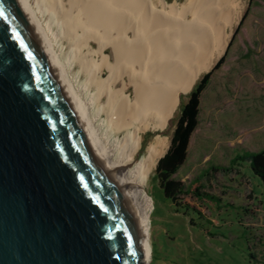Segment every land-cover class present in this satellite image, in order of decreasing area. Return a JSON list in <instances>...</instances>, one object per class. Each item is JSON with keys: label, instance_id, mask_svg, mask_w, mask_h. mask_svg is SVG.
Returning <instances> with one entry per match:
<instances>
[{"label": "bare ground", "instance_id": "bare-ground-1", "mask_svg": "<svg viewBox=\"0 0 264 264\" xmlns=\"http://www.w3.org/2000/svg\"><path fill=\"white\" fill-rule=\"evenodd\" d=\"M19 2L77 105L94 151L135 211L142 262L148 264L147 182L169 146L163 132L181 95L211 67L210 47L216 44L218 55L224 51L226 30L239 20L242 0ZM74 65L78 69L72 73ZM147 130L156 133L143 146Z\"/></svg>", "mask_w": 264, "mask_h": 264}, {"label": "water", "instance_id": "water-1", "mask_svg": "<svg viewBox=\"0 0 264 264\" xmlns=\"http://www.w3.org/2000/svg\"><path fill=\"white\" fill-rule=\"evenodd\" d=\"M19 0H0V264H143L137 217Z\"/></svg>", "mask_w": 264, "mask_h": 264}, {"label": "rangeland", "instance_id": "rangeland-1", "mask_svg": "<svg viewBox=\"0 0 264 264\" xmlns=\"http://www.w3.org/2000/svg\"><path fill=\"white\" fill-rule=\"evenodd\" d=\"M242 3L239 20L226 30L224 51L218 55L216 44L208 51L213 55L210 70L226 52L248 8L223 63L201 94L199 122L187 158L173 175L186 185L197 179L219 200H199L202 217L194 211L185 214L182 208L176 211L154 170L147 182L152 198L148 264H264V184L247 161L230 164L236 154L264 149V0H253L250 6L248 0ZM72 68V73L78 69ZM209 70L202 71L193 85ZM82 79L80 74L78 83ZM188 93L181 95L180 107L163 132L169 143ZM155 133H142L143 146Z\"/></svg>", "mask_w": 264, "mask_h": 264}, {"label": "trees", "instance_id": "trees-1", "mask_svg": "<svg viewBox=\"0 0 264 264\" xmlns=\"http://www.w3.org/2000/svg\"><path fill=\"white\" fill-rule=\"evenodd\" d=\"M252 2L253 0H248L249 6ZM247 10L248 8L242 15L241 21L228 43L226 52L245 18ZM225 53L216 61L209 71L203 74V76L193 85L190 93L187 94L186 101L183 103L180 115L175 122L169 146L165 154L159 158L155 168V173L159 180V186L165 197L177 207L176 211H178V208H182L185 214L189 211H194L202 217L204 213L203 209L199 206L198 201L210 200L216 202V200H219V198L204 191L203 185L197 179L186 185L183 181L175 179L173 175L187 158L190 138L199 122L201 94L206 88L212 72L218 69L223 63ZM243 161L248 162L253 174L258 176L264 184V149L258 151H244L240 154H236L230 160V164L234 165ZM187 197H190V199Z\"/></svg>", "mask_w": 264, "mask_h": 264}, {"label": "crops", "instance_id": "crops-1", "mask_svg": "<svg viewBox=\"0 0 264 264\" xmlns=\"http://www.w3.org/2000/svg\"><path fill=\"white\" fill-rule=\"evenodd\" d=\"M187 96V95H186Z\"/></svg>", "mask_w": 264, "mask_h": 264}]
</instances>
